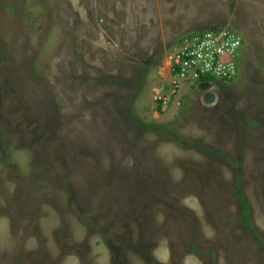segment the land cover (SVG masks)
<instances>
[{"label": "rangeland", "instance_id": "rangeland-1", "mask_svg": "<svg viewBox=\"0 0 264 264\" xmlns=\"http://www.w3.org/2000/svg\"><path fill=\"white\" fill-rule=\"evenodd\" d=\"M216 26L235 77L178 83ZM236 186L264 242V0H0V264H264Z\"/></svg>", "mask_w": 264, "mask_h": 264}, {"label": "built area", "instance_id": "built-area-1", "mask_svg": "<svg viewBox=\"0 0 264 264\" xmlns=\"http://www.w3.org/2000/svg\"><path fill=\"white\" fill-rule=\"evenodd\" d=\"M229 32L216 26L181 40L175 48L172 69L178 83H206L201 81L206 78L221 83L232 80L237 73L241 43Z\"/></svg>", "mask_w": 264, "mask_h": 264}, {"label": "trees", "instance_id": "trees-1", "mask_svg": "<svg viewBox=\"0 0 264 264\" xmlns=\"http://www.w3.org/2000/svg\"><path fill=\"white\" fill-rule=\"evenodd\" d=\"M201 81L214 82V83L216 82V81H214V80H212L210 78L202 79ZM222 85H224V84H222ZM146 128L149 129V130L151 129L152 131H155V132H158V133H160V132H162L164 130V127H160L157 124L147 125ZM235 193H236L237 200H238L239 204L241 205V212H242L241 215H242V219H243L244 225L247 226V228L253 233V236H254L255 240L261 246L264 247V242H262L259 239V237L252 231L248 205H247L246 201L242 197V193H241V190H240L239 186H236Z\"/></svg>", "mask_w": 264, "mask_h": 264}, {"label": "water", "instance_id": "water-1", "mask_svg": "<svg viewBox=\"0 0 264 264\" xmlns=\"http://www.w3.org/2000/svg\"><path fill=\"white\" fill-rule=\"evenodd\" d=\"M201 88L206 90V89H209L211 88L210 84H206V83H203L201 84ZM214 99V96L212 94H207L205 97H204V101L206 103H210L211 101H213Z\"/></svg>", "mask_w": 264, "mask_h": 264}, {"label": "bare ground", "instance_id": "bare-ground-1", "mask_svg": "<svg viewBox=\"0 0 264 264\" xmlns=\"http://www.w3.org/2000/svg\"><path fill=\"white\" fill-rule=\"evenodd\" d=\"M26 221V220H25Z\"/></svg>", "mask_w": 264, "mask_h": 264}]
</instances>
